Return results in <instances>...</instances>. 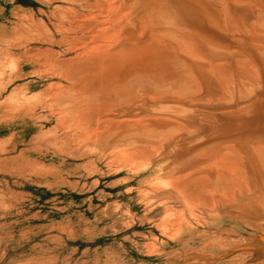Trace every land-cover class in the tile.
Returning <instances> with one entry per match:
<instances>
[{
	"label": "bare ground",
	"instance_id": "obj_1",
	"mask_svg": "<svg viewBox=\"0 0 264 264\" xmlns=\"http://www.w3.org/2000/svg\"><path fill=\"white\" fill-rule=\"evenodd\" d=\"M37 1L1 26L0 96L36 80L0 106L87 173L141 177L174 264H264V0Z\"/></svg>",
	"mask_w": 264,
	"mask_h": 264
},
{
	"label": "rangeland",
	"instance_id": "obj_2",
	"mask_svg": "<svg viewBox=\"0 0 264 264\" xmlns=\"http://www.w3.org/2000/svg\"><path fill=\"white\" fill-rule=\"evenodd\" d=\"M39 7L37 0H0V33L7 24L14 35L17 9ZM34 80L10 85L0 102ZM44 84H31L28 96ZM42 121L39 111L24 116L0 106V264H174L177 246L158 230L159 210L142 220L141 177L108 174L104 163L87 173L69 143L62 151L34 145Z\"/></svg>",
	"mask_w": 264,
	"mask_h": 264
},
{
	"label": "crops",
	"instance_id": "obj_3",
	"mask_svg": "<svg viewBox=\"0 0 264 264\" xmlns=\"http://www.w3.org/2000/svg\"><path fill=\"white\" fill-rule=\"evenodd\" d=\"M3 11V10H2Z\"/></svg>",
	"mask_w": 264,
	"mask_h": 264
}]
</instances>
